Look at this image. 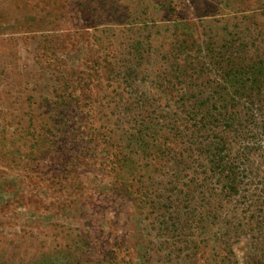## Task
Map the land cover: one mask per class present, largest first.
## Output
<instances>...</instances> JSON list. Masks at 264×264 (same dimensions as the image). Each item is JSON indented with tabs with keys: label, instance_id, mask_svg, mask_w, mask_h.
I'll return each instance as SVG.
<instances>
[{
	"label": "rangeland",
	"instance_id": "obj_1",
	"mask_svg": "<svg viewBox=\"0 0 264 264\" xmlns=\"http://www.w3.org/2000/svg\"><path fill=\"white\" fill-rule=\"evenodd\" d=\"M0 264H264V0H0Z\"/></svg>",
	"mask_w": 264,
	"mask_h": 264
}]
</instances>
